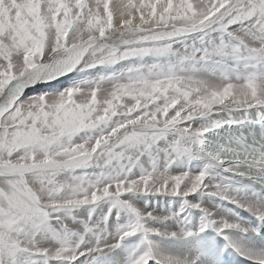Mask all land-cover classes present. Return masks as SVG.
<instances>
[{"label":"snow or ice","instance_id":"6c2138e0","mask_svg":"<svg viewBox=\"0 0 264 264\" xmlns=\"http://www.w3.org/2000/svg\"><path fill=\"white\" fill-rule=\"evenodd\" d=\"M0 264H264V0H0Z\"/></svg>","mask_w":264,"mask_h":264}]
</instances>
